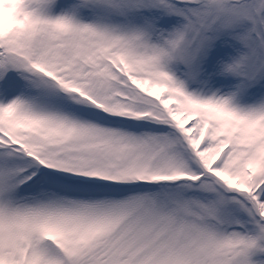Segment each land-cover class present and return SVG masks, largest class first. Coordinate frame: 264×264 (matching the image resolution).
Here are the masks:
<instances>
[{"label":"snow or ice","instance_id":"snow-or-ice-1","mask_svg":"<svg viewBox=\"0 0 264 264\" xmlns=\"http://www.w3.org/2000/svg\"><path fill=\"white\" fill-rule=\"evenodd\" d=\"M0 264H264V0H0Z\"/></svg>","mask_w":264,"mask_h":264}]
</instances>
